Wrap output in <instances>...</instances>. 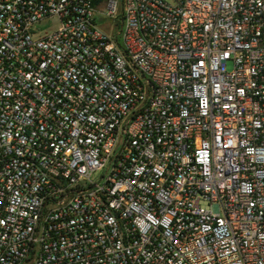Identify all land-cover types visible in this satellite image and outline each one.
<instances>
[{
  "label": "built area",
  "instance_id": "obj_1",
  "mask_svg": "<svg viewBox=\"0 0 264 264\" xmlns=\"http://www.w3.org/2000/svg\"><path fill=\"white\" fill-rule=\"evenodd\" d=\"M0 264H264V0H0Z\"/></svg>",
  "mask_w": 264,
  "mask_h": 264
},
{
  "label": "rangeland",
  "instance_id": "obj_2",
  "mask_svg": "<svg viewBox=\"0 0 264 264\" xmlns=\"http://www.w3.org/2000/svg\"><path fill=\"white\" fill-rule=\"evenodd\" d=\"M57 23H58L57 19H52L50 22L47 23V25L44 28L46 31H49L51 30L50 26ZM229 67H231V64H229Z\"/></svg>",
  "mask_w": 264,
  "mask_h": 264
}]
</instances>
